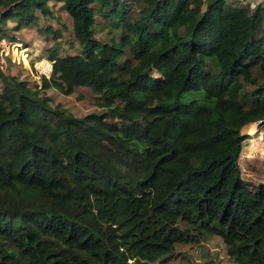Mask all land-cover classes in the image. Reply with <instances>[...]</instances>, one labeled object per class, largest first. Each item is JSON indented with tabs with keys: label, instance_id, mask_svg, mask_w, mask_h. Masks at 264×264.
<instances>
[{
	"label": "trees",
	"instance_id": "1",
	"mask_svg": "<svg viewBox=\"0 0 264 264\" xmlns=\"http://www.w3.org/2000/svg\"><path fill=\"white\" fill-rule=\"evenodd\" d=\"M50 2L81 51L56 50L34 87L0 68V264H160L205 236L236 264H264V185L240 164L244 129L264 127V6L0 0V34L38 27ZM98 16L112 41L95 37ZM80 87L106 111L52 105L50 90Z\"/></svg>",
	"mask_w": 264,
	"mask_h": 264
},
{
	"label": "rangeland",
	"instance_id": "2",
	"mask_svg": "<svg viewBox=\"0 0 264 264\" xmlns=\"http://www.w3.org/2000/svg\"><path fill=\"white\" fill-rule=\"evenodd\" d=\"M232 2L236 5L250 3L252 8L258 5L264 6V0H232ZM50 6L53 10V15L45 18L39 15L38 27L25 28L17 31V34H12L10 31L15 28L16 23L10 20L4 27V34H0V60L6 55L3 52L6 47H9V51H12V54L15 53L18 57L22 56L23 58L25 57L24 52L27 51L33 60V63L30 64V59L25 57V66L24 63H13L8 57L6 59L8 66L5 68V73L19 77L32 87L41 84L40 76L46 75L50 78L52 74L51 70H53L51 58L56 50L62 57L73 56L79 54L81 51L79 43L73 33L72 19L63 8V5H54V2H50ZM47 28H52L55 32L59 33V38L55 39L52 34L48 35L41 32V30ZM121 31L123 33L122 27L120 28V33L117 34V39H115L117 42L121 41ZM94 35L103 42H110L116 36V31L111 27L109 21L98 16ZM4 40L6 43H4ZM13 42L22 44L18 45L20 47L19 51H17L18 48ZM25 48H29V50ZM131 57L127 53L124 55L122 61ZM44 63L50 64V70L44 66ZM1 86L2 82L0 81V91ZM48 95L52 99L53 106L59 105L67 114H73L77 117H83L92 113L101 114L106 111L103 106H107V101L101 95L94 93L90 88H77L69 96L56 90H50ZM110 122L117 124L116 120ZM259 128L261 127L257 123L244 129V134L250 136L251 139L244 144V152L240 158L243 178L252 190H257L259 186L264 185V139L263 143L257 140L260 136ZM181 226L184 227L183 225ZM159 263L236 264L228 256L225 244L218 236H205L200 242H194L192 244H178L174 254L169 259H164Z\"/></svg>",
	"mask_w": 264,
	"mask_h": 264
},
{
	"label": "built area",
	"instance_id": "3",
	"mask_svg": "<svg viewBox=\"0 0 264 264\" xmlns=\"http://www.w3.org/2000/svg\"><path fill=\"white\" fill-rule=\"evenodd\" d=\"M4 43H6V41L4 40ZM16 46H17V51H19V48L20 47H18V45H22V44H17V43H15V42H13ZM25 49H27V50H29V48H25ZM22 51H23V49H22ZM3 52H5V57L3 58V59H1L0 60V68L5 72V68H7V62H6V59L9 57L11 60H12V62L13 63H17V64H21V63H24L25 64V66H26V61H25V57L26 58H29L30 59V64L31 63H33V60H32V58H31V56H30V53L29 52H24V58L21 56V57H18L15 53H11L12 51H9V47H6V49H4L3 50ZM15 55V56H14ZM3 60V61H2ZM52 65V64H51ZM52 71V70H51ZM45 73V72H44ZM51 73V72H50ZM49 73V74H50ZM46 76V75H45ZM260 131H259V133H260V136L258 137V141L259 142H262L263 143V139H264V127L262 128V129H259ZM253 135H255V134H253Z\"/></svg>",
	"mask_w": 264,
	"mask_h": 264
},
{
	"label": "bare ground",
	"instance_id": "4",
	"mask_svg": "<svg viewBox=\"0 0 264 264\" xmlns=\"http://www.w3.org/2000/svg\"><path fill=\"white\" fill-rule=\"evenodd\" d=\"M44 66H46L47 69L50 70V64H46V63H44ZM48 70H46V71H48Z\"/></svg>",
	"mask_w": 264,
	"mask_h": 264
},
{
	"label": "crops",
	"instance_id": "5",
	"mask_svg": "<svg viewBox=\"0 0 264 264\" xmlns=\"http://www.w3.org/2000/svg\"><path fill=\"white\" fill-rule=\"evenodd\" d=\"M243 152H244V149H243ZM243 154V153H242Z\"/></svg>",
	"mask_w": 264,
	"mask_h": 264
}]
</instances>
